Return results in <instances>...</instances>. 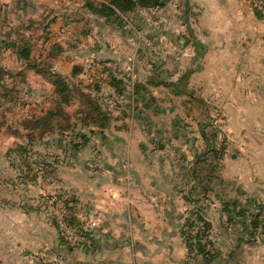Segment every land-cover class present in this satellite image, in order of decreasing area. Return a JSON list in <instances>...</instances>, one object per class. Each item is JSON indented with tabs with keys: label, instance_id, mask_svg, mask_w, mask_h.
<instances>
[{
	"label": "rangeland",
	"instance_id": "obj_1",
	"mask_svg": "<svg viewBox=\"0 0 264 264\" xmlns=\"http://www.w3.org/2000/svg\"><path fill=\"white\" fill-rule=\"evenodd\" d=\"M174 1L177 0L167 6ZM242 1L264 19V7H255L260 0ZM85 3L86 0H0V264H71L72 255L67 252L70 246L77 249L91 244L64 220L63 207L67 208L65 203L71 198L77 200L76 205H71L76 206V216L85 223L87 231L101 225L102 207L94 206L87 212V204L75 191L89 188L83 167L93 172L104 168L105 157L99 155V147L95 150L92 146L91 153L89 146L74 149L72 144L75 124L78 131L92 128H83L87 121L81 114L88 106V96L100 98L111 111L112 124L105 132L112 136L110 143L116 150L135 148L137 137L141 136L139 123L142 121L148 128L146 122L151 117L167 116L169 100L176 114L171 117L175 124H169L167 129L173 136H180L173 141L177 148L188 143L196 154L213 150L218 153L213 158L216 161L231 147L220 113L202 106V96L194 91L195 87L185 88L182 75H173L174 59L167 34L170 26L167 13L159 12L167 6L139 9L149 22L156 20L152 26L143 17L133 22L129 19L131 13L120 15L122 24L104 23L86 10ZM180 4L182 7L185 1L180 0ZM190 15V23L195 24L196 16ZM180 26L184 33L177 38L187 40L191 51L185 52L189 57L199 44L186 25ZM17 37L34 45L31 56L40 69L55 70L76 87L77 96L59 119L71 127L58 129L54 134L46 126L33 128L32 117L45 114L54 105L53 86L1 42ZM54 43L55 49L51 48ZM59 46L63 51L53 55L51 52ZM105 68L116 70L124 80V95H118L113 88L109 90V71ZM139 84L148 90L140 89ZM97 85L101 86L99 92ZM169 89L175 93L170 94ZM150 103L157 107L155 111L148 109ZM207 111L211 124L204 126L198 121ZM189 117L196 121L189 124ZM28 134H33L32 138ZM21 145L30 150L9 153ZM188 218H192L190 213ZM183 239L187 244L184 235Z\"/></svg>",
	"mask_w": 264,
	"mask_h": 264
},
{
	"label": "crops",
	"instance_id": "obj_2",
	"mask_svg": "<svg viewBox=\"0 0 264 264\" xmlns=\"http://www.w3.org/2000/svg\"><path fill=\"white\" fill-rule=\"evenodd\" d=\"M177 1L159 10L167 13L170 26L173 75H182L185 88L195 87L202 106L220 113L231 147L216 161L210 151L196 154L188 143L177 148L173 141L180 136L167 129L175 124L170 100L167 116L151 117L148 128L139 123L141 136L131 150H116L109 134L93 136L88 146L91 153L92 146L99 147L104 168L93 172L83 167L89 188L74 193L84 199L87 212L101 206L103 218L99 227L90 229L91 244L67 251L71 264H264V228L254 232L255 239L251 236L256 213L264 225V19L242 0H183L182 7ZM191 13L195 24L190 23ZM143 15L139 10L129 19L138 22ZM94 18L122 24L120 18ZM180 23L199 44L189 57L187 40L177 38L184 33ZM147 107L157 109L152 103ZM204 114L198 122L211 124L209 112ZM203 155L208 157L204 168L198 163ZM226 201H237V210L244 214L229 220ZM198 206L212 224L216 258L211 263L191 253L183 239L188 214Z\"/></svg>",
	"mask_w": 264,
	"mask_h": 264
},
{
	"label": "trees",
	"instance_id": "obj_3",
	"mask_svg": "<svg viewBox=\"0 0 264 264\" xmlns=\"http://www.w3.org/2000/svg\"><path fill=\"white\" fill-rule=\"evenodd\" d=\"M173 0H86L85 8L86 10L94 16H97L99 18L104 19L107 22L115 21L120 18L121 14H130L134 11H138L139 9H148L152 7H166L168 4H170ZM6 45L7 49H12L14 53H16L17 57L19 59H24L22 61H25L26 66L29 69H34L38 73H41L47 81L50 82L53 86V92L51 93V98L54 101V105L52 108L48 109L45 114H41L40 116L32 117V124L34 129H38L41 127H49L48 131L51 134L57 133L58 129L60 131L65 130L67 127H71L72 124H64L59 119L60 116L64 115L65 107L70 105L73 102V99L77 96L76 93V87L74 84H72L71 80H69L66 76H63L59 72H56L55 70L46 69L44 71L43 69H40V66L36 63H34V60L32 59L31 53L34 49V45L28 41H25L24 39H18L15 38V40L11 42H3ZM57 44L51 45V48H56ZM54 51V50H53ZM63 51V48L59 46L53 55H58ZM81 69H79L80 71ZM78 68L75 72H73V75L77 74ZM105 71H109V78H108V84L115 89L116 93L118 95H124L126 90V83L123 79L119 78L117 75V71L113 70L111 68H105ZM119 74V73H118ZM2 77V76H0ZM2 78H0V81ZM2 82V81H1ZM140 85V84H139ZM0 83V87H1ZM140 87V89L147 90V88L143 85L137 86ZM101 89V86L97 85L96 90L99 92ZM136 88V92L137 93ZM87 108L81 114L84 116V119L87 121L83 124V128L87 127L88 125H91L92 128H90L88 131L80 130L78 131V124H75L73 126V131H75V137L72 141L73 148L74 149H81L86 146H88L89 143L94 142L93 136H105V131L110 128L112 124V113L109 110L107 105H104V103L101 102L100 98H93L91 96L87 97ZM97 128L98 131L95 129ZM44 132V131H43ZM33 134H28L27 136L32 138ZM77 140H79L77 142ZM61 145L59 144V147ZM28 147V146H26ZM23 147V145L19 146L17 149L11 150L9 153H17L22 154L27 152V148ZM62 147V146H61ZM30 150V149H29ZM28 150V151H29ZM213 156H216L218 153L216 151L210 150ZM215 153V154H214ZM206 156H200L198 163L206 162L207 158ZM208 183H206L203 187V191L206 193L209 191V182L210 179H207ZM197 202V199L194 200ZM77 200L76 198L69 199L65 204L67 208L63 207L64 210V220L65 222L70 226L73 227V229H77L82 235L85 236L86 239L89 238V235L92 234V231H87L85 227V223L79 219V217L76 216L77 208L76 205ZM73 204V205H71ZM239 206V203L237 201H226L224 203L225 210L229 213V220H233L234 215H242L243 210H237ZM233 207V208H231ZM190 212V216L197 215L201 220H204V228L198 230L197 232L193 233L191 232V229L194 227H197V225L191 220V218L187 219L185 228L183 230V235L185 236V239L187 241L188 248L191 253H197L201 254L207 263H211L216 258V252H210L207 247L212 248L214 247V243L212 239L210 238L211 230H212V224L211 222L205 217L204 207H194ZM241 209V208H240ZM56 223V222H55ZM56 226L60 228L59 223H56ZM262 225V218L261 213H256L254 215V218L251 222V227L253 231H251V236L255 234L254 232ZM194 231H196L194 229ZM208 237V239L206 238ZM203 238L206 239V242L203 243ZM61 243L64 244V241H61ZM74 247L70 246L69 251H72Z\"/></svg>",
	"mask_w": 264,
	"mask_h": 264
},
{
	"label": "built area",
	"instance_id": "obj_4",
	"mask_svg": "<svg viewBox=\"0 0 264 264\" xmlns=\"http://www.w3.org/2000/svg\"><path fill=\"white\" fill-rule=\"evenodd\" d=\"M261 6L264 7V0H260L259 3H255V7H257V8H259V7L262 8ZM191 217L193 218V220H192V218H191V220L197 225V227H194L193 229H191V232L195 233V232H197L198 230L204 228V220H201L197 215H193V216H191ZM263 224H264V215H263ZM262 228H263V226H262ZM194 229H195L196 231H194ZM206 238L208 239V237H206ZM210 238H212V235H210ZM205 242H206V239L203 238V243H205ZM207 248H208V250H209L210 252H213L211 246H210V247H207Z\"/></svg>",
	"mask_w": 264,
	"mask_h": 264
}]
</instances>
